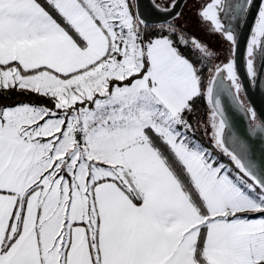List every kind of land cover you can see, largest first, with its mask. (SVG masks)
Listing matches in <instances>:
<instances>
[{
  "label": "snow or ice",
  "instance_id": "1",
  "mask_svg": "<svg viewBox=\"0 0 264 264\" xmlns=\"http://www.w3.org/2000/svg\"><path fill=\"white\" fill-rule=\"evenodd\" d=\"M252 93L264 0H0V264H264Z\"/></svg>",
  "mask_w": 264,
  "mask_h": 264
},
{
  "label": "rangeland",
  "instance_id": "2",
  "mask_svg": "<svg viewBox=\"0 0 264 264\" xmlns=\"http://www.w3.org/2000/svg\"><path fill=\"white\" fill-rule=\"evenodd\" d=\"M188 13V27L189 30L192 31L194 34L199 36L200 38L206 40L208 43L215 45L219 40L218 37L206 36L199 28V22L195 17L194 13L190 12L188 9L185 10Z\"/></svg>",
  "mask_w": 264,
  "mask_h": 264
},
{
  "label": "water",
  "instance_id": "3",
  "mask_svg": "<svg viewBox=\"0 0 264 264\" xmlns=\"http://www.w3.org/2000/svg\"><path fill=\"white\" fill-rule=\"evenodd\" d=\"M248 99L258 107L264 105V98H262L258 93L250 94Z\"/></svg>",
  "mask_w": 264,
  "mask_h": 264
}]
</instances>
